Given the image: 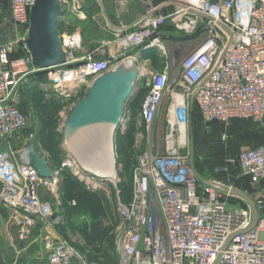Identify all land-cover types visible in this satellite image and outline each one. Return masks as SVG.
Returning a JSON list of instances; mask_svg holds the SVG:
<instances>
[{
	"label": "built area",
	"instance_id": "built-area-1",
	"mask_svg": "<svg viewBox=\"0 0 264 264\" xmlns=\"http://www.w3.org/2000/svg\"><path fill=\"white\" fill-rule=\"evenodd\" d=\"M3 1L26 35L19 54L13 53L12 43H0V205L14 211L22 235L38 220L55 229L56 237L46 238L45 264L106 263L88 258L55 227L61 221L58 171L48 162L52 176L40 175L26 153L34 132H27L28 117L17 104L19 87L30 75L46 70L50 83L45 90L70 100L61 112L65 123L95 77L150 47H157L167 59L161 69L151 62L139 65L136 83L149 87L141 117L151 128L167 99L169 132L163 151L148 146L137 156L129 202L117 191L118 264H264V142L241 150L230 161L239 163L252 184L261 185L254 201L260 219L252 230L241 232L252 224L250 205L232 203V186L224 188L216 180L203 182L182 150L186 142L181 139L193 107L207 127L238 118L264 121V0H144L143 18L96 49L86 48L81 31L70 29L74 16L85 15L83 1L59 0L66 60L47 69L33 63L25 43L31 7L37 0ZM171 3L177 4L175 11L166 14L165 7ZM167 22L196 36L179 64L171 56L179 55L184 42L166 46L164 41L171 35L162 29ZM73 165L75 175L88 186L119 180L89 173L75 159L63 163ZM228 169L215 167V172Z\"/></svg>",
	"mask_w": 264,
	"mask_h": 264
},
{
	"label": "rangeland",
	"instance_id": "rangeland-1",
	"mask_svg": "<svg viewBox=\"0 0 264 264\" xmlns=\"http://www.w3.org/2000/svg\"><path fill=\"white\" fill-rule=\"evenodd\" d=\"M82 1L84 8L88 11L86 18L84 15L80 18L74 16L75 20L71 21L70 26H77L81 30L86 48L96 49L101 46L103 40L117 35L110 29L108 18L114 25L130 24L141 9L136 2H132L123 12L112 0ZM157 1L168 2L169 0ZM174 1L179 3L178 0ZM0 4L8 5L5 1ZM176 6V3H171L165 7L164 12L166 14L174 12ZM117 14H119L118 17ZM162 30L171 35L164 41L167 47L172 41L184 42L181 45V52H178L179 55L175 52L174 56H171V60L179 64L196 36L174 29L170 22H167ZM21 43L22 41L17 43L19 47L22 46ZM13 53L19 54L20 49ZM166 59L157 50L149 57H145L141 52L140 56L136 57V62L138 65L151 62L159 68L163 67ZM49 83L47 72L36 74V76L30 75L19 87L17 104L28 117L27 131L34 132V137L27 142L34 145L54 171H58L61 205L57 214L61 216V221L55 227L61 236L66 237L82 253H86L88 258L104 262L109 257L108 261L111 263L113 262L111 258L115 256V228L120 217L117 191H123L131 184V174L137 156L146 147L152 146L155 152L163 151L162 147L165 145L169 132L166 110L163 106L151 128H147L136 101L147 94L149 87L141 83L137 84L125 103L127 111L123 116V123L115 127L114 144L116 145V141L120 139L119 136L122 135L124 138H121L123 142L122 144L120 142L119 151L118 148L115 150L113 145L114 154L118 151L119 155L117 156L116 152L119 180L117 184L106 181L101 186H88L75 175L74 165L63 166L64 161L76 158L69 150L70 139L65 131L66 121L63 123L61 117V112L70 100L61 95H55L53 91L47 92L45 89L48 88ZM124 122L126 125L122 132ZM87 133L91 140L96 138V130ZM184 142L186 143L182 145V150L189 154L191 163L203 182L218 180L225 183V186H232V191H240L254 201L259 198L261 185L252 184L241 168L235 163L231 164L230 161L236 160L241 150L264 142V121L238 118L228 123H214L207 127L197 113H194L186 130ZM215 167L222 169L229 167V169L215 172ZM72 182L74 184L68 187L67 185ZM234 202L241 205L247 203L243 197L232 193V203ZM14 216V211L0 205V264H45L49 248L46 246V230L43 222L38 220L36 224L28 227L27 235H22L21 227Z\"/></svg>",
	"mask_w": 264,
	"mask_h": 264
},
{
	"label": "water",
	"instance_id": "water-1",
	"mask_svg": "<svg viewBox=\"0 0 264 264\" xmlns=\"http://www.w3.org/2000/svg\"><path fill=\"white\" fill-rule=\"evenodd\" d=\"M62 14L59 0H37L31 7L30 27L25 43L37 67L47 69L58 66L66 60V52L58 29V21ZM137 69V66L135 70L125 69L118 64L115 68L95 77L87 94L76 102L66 120L67 137L95 131L102 122L109 123L114 128L117 127L124 116L125 103L133 92ZM26 153L40 175L46 178L52 176L48 161L34 145L28 147ZM238 165L237 162L236 166ZM231 192L243 197L252 209V224L241 232L252 230L260 219L257 205L246 194L236 190ZM229 242L230 240L225 248Z\"/></svg>",
	"mask_w": 264,
	"mask_h": 264
},
{
	"label": "bare ground",
	"instance_id": "bare-ground-1",
	"mask_svg": "<svg viewBox=\"0 0 264 264\" xmlns=\"http://www.w3.org/2000/svg\"><path fill=\"white\" fill-rule=\"evenodd\" d=\"M135 64L139 71V65L134 57L123 60L119 65L125 69L135 70ZM136 85L137 83L135 80L133 82V87ZM87 134L88 133L69 137L70 141L68 147L69 150L74 153L78 164L89 173H94L102 178L112 177L114 180H118L116 151L114 154L113 149V145L115 147L114 126L102 122L97 127L95 139L91 140ZM185 136L186 131L183 130L181 134V139L183 141L185 140Z\"/></svg>",
	"mask_w": 264,
	"mask_h": 264
},
{
	"label": "crops",
	"instance_id": "crops-1",
	"mask_svg": "<svg viewBox=\"0 0 264 264\" xmlns=\"http://www.w3.org/2000/svg\"><path fill=\"white\" fill-rule=\"evenodd\" d=\"M153 1H155L156 3H162V1L161 2H157L156 0H153ZM112 2L115 3L116 6L119 7V10H121L123 12L126 11V8H128L132 2H136L137 4L139 3V6L141 8L140 12L137 14V16L134 18V20L130 24L119 23L117 25H114L112 23V20H110V18H108V23L110 25V29H112V31L115 32L116 34L121 32L122 30H124L125 27H127V28L131 27L133 24L139 22L143 18V15L145 14V2H144V0H112ZM135 9H137V8L135 7ZM119 10H118V12H119ZM85 11L86 12H85L84 16L86 18V13H88V11H87V9H85ZM118 15L119 14H117V17H118ZM110 16H112V15H110ZM70 29L74 30V31L80 30V29H78L77 26H73ZM25 35H26L25 28L16 24L12 20L11 15H10V10H9V4L8 5L7 4L6 5L0 4V43H6V42L12 43L13 52H17L18 49L21 48L18 46L17 43H19L20 41H22V43H23V39H24ZM166 105H167V99H164V103H163L164 107L163 108H166ZM164 110H166V109H164ZM217 182L221 186H223L224 188L227 187V186H225V183H222L218 180H217ZM43 227L46 230V238L47 237H52V238L56 237V231L50 225H47L43 222Z\"/></svg>",
	"mask_w": 264,
	"mask_h": 264
},
{
	"label": "trees",
	"instance_id": "trees-1",
	"mask_svg": "<svg viewBox=\"0 0 264 264\" xmlns=\"http://www.w3.org/2000/svg\"><path fill=\"white\" fill-rule=\"evenodd\" d=\"M157 1V0H156ZM157 2H159V1H157ZM61 18V19H60ZM59 18V21H58V29H59V31H60V29H61V31L63 30V28H61V26L63 27V23H64V21H63V19H62V17H60ZM141 52H142V54L145 56V57H149V56H151V54H153V53H156V48H154V47H150V48H142L141 50H140ZM156 67V66H155ZM157 68V67H156ZM162 67H159L158 69H161ZM42 72H47V71H39V72H37V73H35L34 75L36 76V74H42ZM23 84V83H22ZM21 84V85H22ZM148 91L149 90H147V93H148ZM146 96V94L144 95V96H142L141 97V99H139L138 101H136V105H139V107H138V109H140L141 110V108H142V101H143V99H144V97ZM134 105H135V102H134ZM194 113H197V115L201 118V116H200V114H199V111L197 110V108H195V107H193V109H192V116L194 115ZM191 120H192V118H191ZM201 120H202V118H201ZM203 122V121H202ZM214 123H222V122H219V121H216V122H214ZM214 123H212V124H214ZM28 132V131H27ZM119 140L118 141H116L117 143H116V145H115V150L118 148V151H119V148H121V146H120V142H121V144H122V142H123V137H122V135L121 136H119ZM121 138H123L122 140H121ZM121 140V141H120ZM263 143V142H262ZM117 144H118V146H117ZM261 144V143H260ZM259 145V144H258ZM255 146H257V145H255ZM254 147V146H253ZM118 151H116L117 152V156H119L118 155ZM240 153V152H239ZM136 163V162H135ZM198 174V173H197ZM248 178V177H247ZM248 180L250 181V179L248 178ZM72 184H74V182H72L71 184H68L67 186L68 187H70ZM125 190V192H123ZM123 191L121 190V192H120V195H121V198H122V200L124 201V202H129V200L131 199V195H132V174H131V184L129 185V187L128 188H126V189H124ZM82 197H84V196H82ZM114 251H115V256L113 257V259L111 258V261H113V262H111L110 263V261H108V258L109 257H107L105 260H104V263H106V264H118V259H117V253H116V247H115V243H114Z\"/></svg>",
	"mask_w": 264,
	"mask_h": 264
}]
</instances>
